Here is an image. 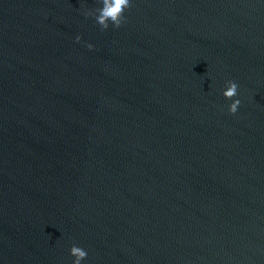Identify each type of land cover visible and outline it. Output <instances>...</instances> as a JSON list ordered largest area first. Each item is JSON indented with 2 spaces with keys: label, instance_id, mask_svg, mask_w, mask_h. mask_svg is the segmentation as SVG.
<instances>
[{
  "label": "water",
  "instance_id": "water-1",
  "mask_svg": "<svg viewBox=\"0 0 264 264\" xmlns=\"http://www.w3.org/2000/svg\"><path fill=\"white\" fill-rule=\"evenodd\" d=\"M101 7L0 0V264H264V0Z\"/></svg>",
  "mask_w": 264,
  "mask_h": 264
},
{
  "label": "clouds",
  "instance_id": "clouds-1",
  "mask_svg": "<svg viewBox=\"0 0 264 264\" xmlns=\"http://www.w3.org/2000/svg\"><path fill=\"white\" fill-rule=\"evenodd\" d=\"M102 7L96 9L95 21L102 30H106L111 23L113 28H119L124 22V11L130 7V0H100ZM91 15V13H86ZM80 37H76V42H80ZM91 50L92 45H87ZM238 85L234 81H228L225 84V90L222 91V96L225 100L233 102L227 106L228 114L234 115L240 105L239 99H233L237 96ZM69 255L73 258L72 264H81V261L87 257V252L76 245L69 249Z\"/></svg>",
  "mask_w": 264,
  "mask_h": 264
}]
</instances>
